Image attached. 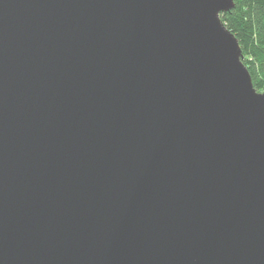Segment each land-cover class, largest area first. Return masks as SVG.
Masks as SVG:
<instances>
[{"label": "water", "instance_id": "1", "mask_svg": "<svg viewBox=\"0 0 264 264\" xmlns=\"http://www.w3.org/2000/svg\"><path fill=\"white\" fill-rule=\"evenodd\" d=\"M233 6L0 0V264H264Z\"/></svg>", "mask_w": 264, "mask_h": 264}, {"label": "trees", "instance_id": "2", "mask_svg": "<svg viewBox=\"0 0 264 264\" xmlns=\"http://www.w3.org/2000/svg\"><path fill=\"white\" fill-rule=\"evenodd\" d=\"M221 21L237 39L253 88L264 94V0H233Z\"/></svg>", "mask_w": 264, "mask_h": 264}]
</instances>
